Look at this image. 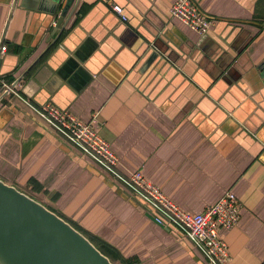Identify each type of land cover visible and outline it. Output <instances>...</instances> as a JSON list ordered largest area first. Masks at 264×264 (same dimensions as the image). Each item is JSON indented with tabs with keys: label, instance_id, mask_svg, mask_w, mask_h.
<instances>
[{
	"label": "crops",
	"instance_id": "0c3cea01",
	"mask_svg": "<svg viewBox=\"0 0 264 264\" xmlns=\"http://www.w3.org/2000/svg\"><path fill=\"white\" fill-rule=\"evenodd\" d=\"M192 1L213 21L206 35L170 17L176 0H81L50 46L57 20L44 27L23 0H0V98L1 80L30 71L16 86L24 98L93 123L121 173L142 172L186 212L232 192L241 220L221 231L228 264H264V0ZM69 56L91 76L80 92L28 89L42 66ZM0 180L101 241L113 264H209L16 96L0 101Z\"/></svg>",
	"mask_w": 264,
	"mask_h": 264
},
{
	"label": "water",
	"instance_id": "95a60500",
	"mask_svg": "<svg viewBox=\"0 0 264 264\" xmlns=\"http://www.w3.org/2000/svg\"><path fill=\"white\" fill-rule=\"evenodd\" d=\"M19 0H16L18 4ZM81 0H23V7L38 12L42 25L53 27V46L62 37ZM45 27V26H44ZM4 44V41L1 45ZM1 47V46H0ZM5 58L0 59V69ZM30 71L15 84L16 87ZM77 57L46 64L27 82L28 89L54 95L67 88L80 92L90 78ZM81 81V83H79ZM79 85V86H78ZM26 97L29 96L23 91ZM7 96L2 94L0 101ZM0 264H113L86 236L40 202L0 180Z\"/></svg>",
	"mask_w": 264,
	"mask_h": 264
},
{
	"label": "built area",
	"instance_id": "2783aa9c",
	"mask_svg": "<svg viewBox=\"0 0 264 264\" xmlns=\"http://www.w3.org/2000/svg\"><path fill=\"white\" fill-rule=\"evenodd\" d=\"M113 10L123 22L128 21L123 7L114 6ZM170 17L178 19L200 35L208 34L213 25V21L200 11L192 0H176L170 8ZM7 51V45H1L0 59L6 57ZM1 85L3 93L20 98L55 130L60 139L70 144L78 155L100 166L113 180L149 207L159 226L179 230L209 264H228L229 248L221 237V231L235 228L241 220V204L235 194L227 192L219 202L200 214L186 212L172 202L159 187L148 181L142 172L121 173L118 156L110 144L99 135L93 123H84L54 104L36 106L5 80H1Z\"/></svg>",
	"mask_w": 264,
	"mask_h": 264
},
{
	"label": "trees",
	"instance_id": "16d2710c",
	"mask_svg": "<svg viewBox=\"0 0 264 264\" xmlns=\"http://www.w3.org/2000/svg\"><path fill=\"white\" fill-rule=\"evenodd\" d=\"M73 226V225H72ZM74 228H76L75 226H73ZM77 229V228H76ZM103 254L107 255L106 254V250L103 249V244L101 241L99 240H90Z\"/></svg>",
	"mask_w": 264,
	"mask_h": 264
}]
</instances>
